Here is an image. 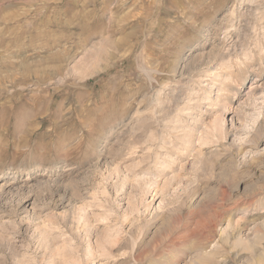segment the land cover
I'll return each mask as SVG.
<instances>
[{
    "label": "rangeland",
    "instance_id": "obj_1",
    "mask_svg": "<svg viewBox=\"0 0 264 264\" xmlns=\"http://www.w3.org/2000/svg\"><path fill=\"white\" fill-rule=\"evenodd\" d=\"M0 264H264V0H0Z\"/></svg>",
    "mask_w": 264,
    "mask_h": 264
}]
</instances>
